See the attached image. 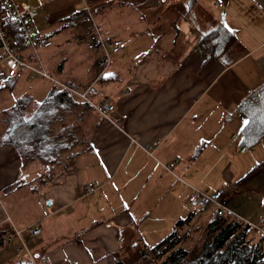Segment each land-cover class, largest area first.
I'll use <instances>...</instances> for the list:
<instances>
[{
	"label": "crops",
	"instance_id": "1",
	"mask_svg": "<svg viewBox=\"0 0 264 264\" xmlns=\"http://www.w3.org/2000/svg\"><path fill=\"white\" fill-rule=\"evenodd\" d=\"M215 1L85 0L92 23L50 33L67 44L62 71L48 65L51 81H70L78 95L93 86L88 102L97 114L104 100L113 110L99 116L93 150L35 195L27 184L37 165L21 168L15 149L0 146V264H137L177 221L191 215L184 233L212 219L194 204L188 212L193 190L223 189L244 219L238 207L264 205V168L252 171L264 161V137L242 147L238 111L264 84V0ZM220 26L235 38L211 59L197 44ZM112 41L121 43L115 54ZM12 105L1 90L0 112ZM36 226L33 237L27 229Z\"/></svg>",
	"mask_w": 264,
	"mask_h": 264
},
{
	"label": "trees",
	"instance_id": "2",
	"mask_svg": "<svg viewBox=\"0 0 264 264\" xmlns=\"http://www.w3.org/2000/svg\"><path fill=\"white\" fill-rule=\"evenodd\" d=\"M86 16L85 10L72 13L62 19L65 23L60 28L77 20L84 23ZM9 26L17 52L25 61L31 62L32 54L27 52L17 26ZM234 38L232 32L220 26L203 34L197 48L216 59ZM62 64L57 66L60 72ZM19 77L0 85V91L7 89L11 93ZM51 82L41 101H36L30 93L12 95L13 105L0 112L3 124L0 146L11 145L15 149L21 168L30 164L38 167L39 172L27 184L34 195L58 175L66 162L93 150L92 138L101 124L100 115L88 101L81 99L70 81ZM238 111L246 119L240 145L250 148L264 137V84L242 101ZM262 168L264 161L257 163L252 171ZM190 222L191 215L177 221L174 230L159 242L145 246L138 255L137 264H264V235L254 238L257 234L249 224L226 215H214L204 227L193 230L200 229L201 232L197 241L188 246L191 234L178 230Z\"/></svg>",
	"mask_w": 264,
	"mask_h": 264
},
{
	"label": "built area",
	"instance_id": "3",
	"mask_svg": "<svg viewBox=\"0 0 264 264\" xmlns=\"http://www.w3.org/2000/svg\"><path fill=\"white\" fill-rule=\"evenodd\" d=\"M223 0H216L215 6H221ZM36 4L32 0H0V85L5 84L11 78L21 74L23 68L31 71V78L38 74L42 78L53 80L56 70L53 67H41L40 69L26 63L21 53L17 52L14 45V36L9 25H16L18 32L22 35L24 45L30 54L36 55L41 49L50 48L53 45L52 37L40 35L34 30V21L38 18ZM92 23V18L88 15L85 19ZM121 43L112 41L110 51L115 54L119 51ZM34 59V57H33ZM97 94L95 87L90 86L85 92L80 93L81 99L88 101L89 97ZM113 110V105L108 100L101 102L97 111L102 117H106ZM170 164L168 168H171ZM92 191V188H86V192ZM223 189H217L212 193H204L193 190L187 197V202L200 208H213L214 215H225L230 213L226 201L223 198ZM253 231L257 235H264V227L254 226ZM27 233L36 237L40 233L39 227L27 229Z\"/></svg>",
	"mask_w": 264,
	"mask_h": 264
},
{
	"label": "rangeland",
	"instance_id": "4",
	"mask_svg": "<svg viewBox=\"0 0 264 264\" xmlns=\"http://www.w3.org/2000/svg\"><path fill=\"white\" fill-rule=\"evenodd\" d=\"M32 1L36 4L37 11L39 13L38 18L34 21L35 32L40 35L50 36L52 37L53 40L52 47L41 49L37 52L36 55H31V59L34 64L33 67L40 69L41 67H45L48 65H52V64L58 65L59 63H63L67 55L66 52L67 44L65 45L64 48L59 47L57 44V40L60 39V37L57 38L58 35L56 33L53 34V36L50 33H52L54 29L57 28V25H63L65 23L62 21V19L70 16L72 13L80 12L82 10L84 11L86 9L85 0H32ZM82 24L83 23L80 20H77L74 22V24L71 25H82ZM64 36L66 37L67 34H65ZM27 52L29 53V51ZM30 73L31 71L28 68L22 69L21 75L15 82L11 90V93L15 97L25 93L32 92L34 99L36 101H41L44 98L47 90L51 86L52 82L49 79L42 78L36 73L34 74L33 78H31ZM208 180L212 181L213 175L210 176ZM257 199L261 201L259 197ZM245 203L247 204L248 202L243 201V204ZM227 208H230L235 212V214H228L230 218L239 219L246 224H250L251 227L264 226L263 223L264 205L260 206L258 204H253V205H245L243 207H238V209L241 211V213L245 216L246 219H244L240 215V213L237 210L233 209L230 205H227ZM187 209L189 210L188 212L190 211L192 212L196 210V207L193 204H191L187 206ZM212 213H213V209L211 208L203 209V216L206 218L212 215ZM249 218L253 220L252 223L246 221ZM198 225H200L198 226L200 228L205 226L202 223H199ZM187 232L191 234V238L188 246H192L197 241L201 230L199 229L196 232H194L193 230H189ZM257 236L258 235L253 237L256 238ZM162 237L163 235L160 237H156L154 243L159 241Z\"/></svg>",
	"mask_w": 264,
	"mask_h": 264
},
{
	"label": "bare ground",
	"instance_id": "5",
	"mask_svg": "<svg viewBox=\"0 0 264 264\" xmlns=\"http://www.w3.org/2000/svg\"><path fill=\"white\" fill-rule=\"evenodd\" d=\"M54 156V155H53ZM31 160V159H30ZM221 239H223V238H221ZM216 244V243H215ZM212 249V248H211ZM213 251H215V250H213ZM213 251H212V253H213ZM144 258H145V256H144ZM209 260V259H208ZM210 261V260H209Z\"/></svg>",
	"mask_w": 264,
	"mask_h": 264
}]
</instances>
